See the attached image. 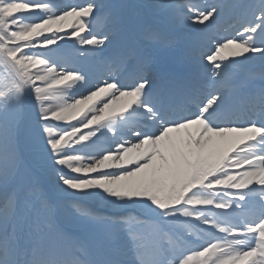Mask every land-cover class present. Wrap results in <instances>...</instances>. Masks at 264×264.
<instances>
[{"label": "snow or ice", "instance_id": "snow-or-ice-1", "mask_svg": "<svg viewBox=\"0 0 264 264\" xmlns=\"http://www.w3.org/2000/svg\"><path fill=\"white\" fill-rule=\"evenodd\" d=\"M129 7L0 0V264H264V0Z\"/></svg>", "mask_w": 264, "mask_h": 264}, {"label": "rangeland", "instance_id": "rangeland-1", "mask_svg": "<svg viewBox=\"0 0 264 264\" xmlns=\"http://www.w3.org/2000/svg\"><path fill=\"white\" fill-rule=\"evenodd\" d=\"M140 1L145 2V0H140ZM138 5H139V4H138ZM136 10H137L138 12H141V13L144 15V18H146V20H148L149 17H153V15H154L153 13H151V12L145 10V9H142V8H138V7H137ZM172 29L174 30V29H177V28H172ZM154 47H155V48H159L160 45H154ZM178 48H179V50H181V49L183 48V45L180 44ZM257 61H259V60L256 59V60H254V61L248 62L246 65L256 63ZM260 63H261V62H260ZM246 65H245V66H246ZM241 69H242V67L239 69L240 74H242ZM89 208H90V207H89Z\"/></svg>", "mask_w": 264, "mask_h": 264}, {"label": "bare ground", "instance_id": "bare-ground-1", "mask_svg": "<svg viewBox=\"0 0 264 264\" xmlns=\"http://www.w3.org/2000/svg\"><path fill=\"white\" fill-rule=\"evenodd\" d=\"M256 73H257V70H254V71L248 70L247 73H246V77L245 78H247V77H253V76L255 77L256 76L255 75ZM256 79L258 80L259 78L256 77ZM119 103H122V102H119ZM119 103L115 107H118L119 106ZM84 203H85V206L86 207H87V205H88V207H91V208H96L97 207V205L95 203H92V202H84Z\"/></svg>", "mask_w": 264, "mask_h": 264}]
</instances>
